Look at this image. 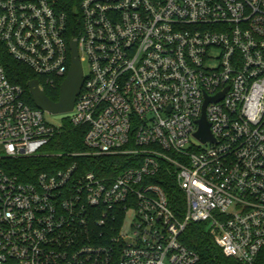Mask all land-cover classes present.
<instances>
[{
  "label": "built area",
  "instance_id": "built-area-1",
  "mask_svg": "<svg viewBox=\"0 0 264 264\" xmlns=\"http://www.w3.org/2000/svg\"><path fill=\"white\" fill-rule=\"evenodd\" d=\"M73 40L88 65L74 155L128 166L73 161L29 182L0 170V264H199L181 241L193 223L264 264V0H0V158L41 155L61 126L9 80L2 46L44 90L67 77ZM204 111L214 141L195 136ZM169 166L183 213L157 181Z\"/></svg>",
  "mask_w": 264,
  "mask_h": 264
},
{
  "label": "trees",
  "instance_id": "trees-1",
  "mask_svg": "<svg viewBox=\"0 0 264 264\" xmlns=\"http://www.w3.org/2000/svg\"><path fill=\"white\" fill-rule=\"evenodd\" d=\"M64 3L66 4V1H64ZM68 10L73 13V11H75V6L68 5ZM75 23V19L73 18V34L76 32ZM1 58L9 80L24 88L29 104L35 107L28 82L36 79L37 75L28 66L11 57L3 46ZM62 82V78L56 77L53 85L44 86V91L47 96L55 102L59 100ZM84 136L85 129L83 127L74 126L68 118L64 120L58 128L55 137L46 147L44 153L36 157L0 158V170L15 174L20 180L29 182L33 181L41 172H52L60 167H65L73 161H78L84 169L92 170L102 176L111 174L116 176L121 170L128 166L129 158L125 155H74L79 152L87 151V147L84 143ZM171 169V166L164 169L157 181L162 184L167 191L173 208L177 212L183 213L186 209L185 195L179 188L174 176L169 172ZM121 223L122 219L120 218L117 223L118 227ZM181 241L187 248L194 251L199 256V264H245L234 257L224 254L222 248L216 243L215 237L209 231L207 223L190 224L181 237Z\"/></svg>",
  "mask_w": 264,
  "mask_h": 264
},
{
  "label": "water",
  "instance_id": "water-1",
  "mask_svg": "<svg viewBox=\"0 0 264 264\" xmlns=\"http://www.w3.org/2000/svg\"><path fill=\"white\" fill-rule=\"evenodd\" d=\"M71 57L70 71L61 84L60 97L57 102L51 100L45 91L41 89L39 79H33L28 82V87L36 107L53 114L71 113L73 111L76 99L84 83V68L79 57L77 42L75 40L71 41ZM223 95L224 94L221 93L216 97L208 98L206 104L211 100L221 99ZM199 125V130L195 133V136L203 142L214 141L205 111L199 120ZM132 216L133 211H130L125 219L122 231L123 234L128 231Z\"/></svg>",
  "mask_w": 264,
  "mask_h": 264
},
{
  "label": "rangeland",
  "instance_id": "rangeland-1",
  "mask_svg": "<svg viewBox=\"0 0 264 264\" xmlns=\"http://www.w3.org/2000/svg\"><path fill=\"white\" fill-rule=\"evenodd\" d=\"M83 68L85 71L88 70L87 62H83ZM44 116H45V119L47 122H49L55 126H59L64 122V120L69 118L70 113L53 114V113H50L48 111H44Z\"/></svg>",
  "mask_w": 264,
  "mask_h": 264
}]
</instances>
